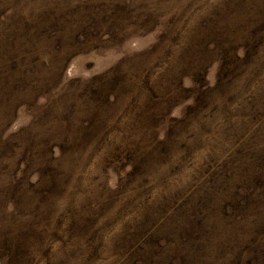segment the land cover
I'll return each instance as SVG.
<instances>
[{
  "label": "rangeland",
  "instance_id": "1",
  "mask_svg": "<svg viewBox=\"0 0 264 264\" xmlns=\"http://www.w3.org/2000/svg\"><path fill=\"white\" fill-rule=\"evenodd\" d=\"M0 264H264V0H0Z\"/></svg>",
  "mask_w": 264,
  "mask_h": 264
}]
</instances>
